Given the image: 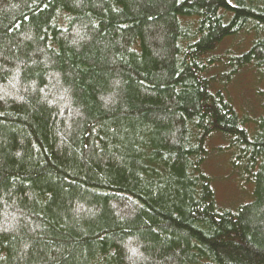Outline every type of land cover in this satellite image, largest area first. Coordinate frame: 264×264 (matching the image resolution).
I'll return each instance as SVG.
<instances>
[{
	"label": "trees",
	"instance_id": "trees-1",
	"mask_svg": "<svg viewBox=\"0 0 264 264\" xmlns=\"http://www.w3.org/2000/svg\"><path fill=\"white\" fill-rule=\"evenodd\" d=\"M0 264H264V0H0Z\"/></svg>",
	"mask_w": 264,
	"mask_h": 264
},
{
	"label": "rangeland",
	"instance_id": "rangeland-1",
	"mask_svg": "<svg viewBox=\"0 0 264 264\" xmlns=\"http://www.w3.org/2000/svg\"><path fill=\"white\" fill-rule=\"evenodd\" d=\"M230 42L227 40L223 47ZM229 90L236 104L260 108L261 97L256 93V87L250 72L241 73L232 82ZM223 137H214L213 151L207 161L208 169L214 178L217 198L223 206L236 208L251 198V185L247 184L244 176L231 165L229 156L220 153L218 147L224 144Z\"/></svg>",
	"mask_w": 264,
	"mask_h": 264
}]
</instances>
